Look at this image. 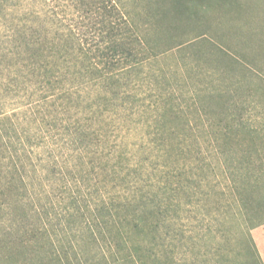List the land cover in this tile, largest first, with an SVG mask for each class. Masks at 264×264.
Returning <instances> with one entry per match:
<instances>
[{
  "label": "rangeland",
  "instance_id": "1",
  "mask_svg": "<svg viewBox=\"0 0 264 264\" xmlns=\"http://www.w3.org/2000/svg\"><path fill=\"white\" fill-rule=\"evenodd\" d=\"M119 1L139 25L141 36L151 42L139 48L151 47L157 54L133 74L139 78L141 104L120 124L118 137L132 154L141 151L137 170L143 194L162 192L170 173L176 185L171 177L177 171L183 186L172 197L162 250L170 264H259L249 228L264 222V206L244 213L235 186L242 179L260 177L264 196V0H188L179 4L176 14L158 17L151 14L155 1L169 7V0H153L152 9L150 0ZM0 17H43L48 31H54L52 26L65 32L88 31L69 0H7ZM154 18H159V26L149 24ZM2 27L0 22V37ZM133 32L121 31L129 37ZM28 99L8 97L0 108L17 113L29 109L30 119H40L35 102ZM167 106L181 117L178 125L169 124V138L162 131L161 116ZM48 118L45 113L38 121L44 140L33 137L32 162L24 160L28 191L15 209L18 213H0V237L19 226L21 206L28 221L42 226L54 243L74 245L91 262L106 264L103 241L89 240L90 222L80 227L76 212L67 211L74 194L88 195L81 180L80 185L73 181L74 163L67 161L62 127H52ZM37 129L31 127L30 136ZM242 129L252 134V141L239 140ZM174 145L182 150L167 160L165 150ZM45 153L55 156L57 164L45 160ZM80 213L89 218L91 212Z\"/></svg>",
  "mask_w": 264,
  "mask_h": 264
},
{
  "label": "trees",
  "instance_id": "2",
  "mask_svg": "<svg viewBox=\"0 0 264 264\" xmlns=\"http://www.w3.org/2000/svg\"><path fill=\"white\" fill-rule=\"evenodd\" d=\"M69 1L88 31L65 32L57 26L48 31L43 17H0L4 26L0 37V103L5 104L8 97L31 98L35 111L41 112V120L46 113L52 127H62L60 135L61 140H66L67 161L74 163L73 181L80 185L81 180L88 195L87 199L82 191L74 194L67 211L76 212L75 217L73 213L70 216L76 218L80 227L90 222L89 240L103 241L106 264H170L162 250V232L167 231L172 197L183 190L179 171L171 177L176 185L169 180L170 173L162 192L143 194L138 187L137 170L142 162L141 151L132 154L118 137L120 124L130 119L141 104L139 78L133 74L157 53L151 47L149 51L139 48L151 42L141 36L139 25L128 18L126 7L119 0ZM150 1L149 8L153 7V0ZM169 1V7L155 1L151 14H176L179 4L188 2ZM6 2L0 0V13ZM148 22L152 27L159 26V18ZM121 28L137 33L129 37L121 33ZM90 82L93 85H87ZM27 110L17 113L0 108V213L10 209L18 213L15 209L28 191L24 160L32 162L34 151L30 143L35 135V140H44L43 134L38 133L40 119H30ZM161 116L162 131L169 138V124L178 125L181 117L171 106ZM110 126H118L117 131H108ZM31 127L38 128L32 136ZM237 136L241 141L253 140L252 134L243 129ZM173 137L178 139V135ZM179 148L167 147V160L178 157L182 150ZM44 157L57 164L55 156L45 153ZM259 180L257 176L252 182L242 179L239 187L235 186L244 213L253 209L259 212L264 206ZM20 208L23 214L19 226L0 237V264H95L74 245L66 248L60 241L54 243L49 232L36 221L29 222L26 211ZM83 210H90L89 218L80 213ZM250 240L261 264L251 237Z\"/></svg>",
  "mask_w": 264,
  "mask_h": 264
},
{
  "label": "crops",
  "instance_id": "3",
  "mask_svg": "<svg viewBox=\"0 0 264 264\" xmlns=\"http://www.w3.org/2000/svg\"><path fill=\"white\" fill-rule=\"evenodd\" d=\"M250 236L260 262L261 264H264V222L251 229Z\"/></svg>",
  "mask_w": 264,
  "mask_h": 264
}]
</instances>
